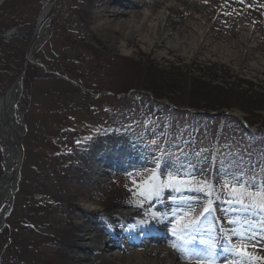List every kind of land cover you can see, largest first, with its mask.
<instances>
[{
  "label": "rangeland",
  "instance_id": "obj_1",
  "mask_svg": "<svg viewBox=\"0 0 264 264\" xmlns=\"http://www.w3.org/2000/svg\"><path fill=\"white\" fill-rule=\"evenodd\" d=\"M43 1L0 2V96L24 63ZM129 1L143 2L136 10L148 16L141 19L144 30L132 34L131 41L128 28L116 36L98 31L90 38L82 23L90 31L100 27L102 22L93 19L96 8L83 9L76 0H57L43 39L31 50L15 105L17 117L21 116L23 152L11 203L0 210V216L7 211L0 221V264H24L28 241L34 246L31 264H71V242L60 253L48 244L62 242L58 223L67 209L57 182L47 191L39 189L32 195V205H26L31 202L26 192L39 181L42 160L46 173L56 175L59 182L60 175H89L93 170V175L103 178L90 184L106 190L104 203L88 210L108 222L106 214L121 217L109 206L129 204V189L135 190L128 173L146 175L145 170L156 166L161 153L148 143L153 139L164 150L161 176L171 171L206 178L217 186L220 199L213 197L214 213L200 217L182 243L172 229L180 227L178 220L189 206L198 213L208 197L204 192L165 190L159 200L146 202L143 208L132 205L126 218L111 225L118 232L116 242L128 239L139 246L168 240L185 250H202L215 242L213 264H264V259H256L264 257V216L246 215L239 205H229L226 194L219 191L221 182L230 178L226 173H242L244 181L264 183V0ZM184 3L195 8L181 19L170 9H184ZM128 19L125 16L111 25L118 27ZM166 19L175 25L166 26ZM151 27H165L166 35L159 40ZM11 30L7 37L1 35ZM196 39L197 45L192 46ZM110 138L134 148L142 163L135 166L126 159L122 168L112 169L84 150ZM102 147L106 150L105 144ZM106 158L121 163L117 156ZM2 172L0 148V177ZM56 198L59 206L51 200ZM153 211L163 218L149 234L132 228ZM241 217L248 220L244 239L251 260L227 251L228 238L221 231L236 228L228 221ZM70 234L73 237L72 229ZM231 239L240 243L239 237ZM94 257L104 264L99 254ZM207 258L204 253L189 261L197 264ZM93 259L86 264H93Z\"/></svg>",
  "mask_w": 264,
  "mask_h": 264
},
{
  "label": "bare ground",
  "instance_id": "obj_2",
  "mask_svg": "<svg viewBox=\"0 0 264 264\" xmlns=\"http://www.w3.org/2000/svg\"><path fill=\"white\" fill-rule=\"evenodd\" d=\"M1 1L2 0H0V2ZM76 1L82 5L81 7L83 9L87 8L89 5L95 7L96 13L93 15V19H97L102 22L100 27L94 31L87 29L85 22L82 23L84 31L90 38H95L98 31H106L116 36L121 30L128 28L130 29L131 37L127 40L131 41L132 34L144 30V25L141 24V19H148V16L144 17V13L136 10L138 6L144 4L141 1ZM52 3L53 0L43 1L39 19L43 18L48 13ZM185 5L186 7L184 9L179 10L171 8L170 11L172 13L180 14L181 19H183L186 16L187 10L195 8L193 3H184V6ZM125 16L129 19L121 21L118 27H112L111 24ZM189 16L192 17V13H190ZM165 25L173 27L175 24L170 19H166ZM45 26L46 22L37 32L34 45L40 43L43 39L42 34ZM150 31L153 34L158 35L159 40L161 37L166 35L165 27H151ZM200 37H203V35H200ZM146 39L151 41L148 36H146ZM197 42L198 41L196 39L190 44L195 46L197 45ZM29 57L30 62L31 54ZM22 80L23 77H19L7 91L5 99L0 102V148L2 152L3 168V172L0 177V210L11 202L12 191H14L15 186L14 178L19 158V151L17 148V132L19 129L18 124H20L21 119L20 117H17L15 105ZM103 143L106 145V150L102 147L104 145ZM84 150L91 159L102 162L104 167H110L112 169L122 168L125 165L124 163L126 159L130 163L135 164V166L142 163V159L138 158L134 148H131V146L120 145L118 139L115 138L103 139L99 140V142L96 141L91 147H87ZM99 153L103 155L99 156ZM107 156H117L118 158H121V163L117 162V160L114 161V159L110 160L106 158ZM45 162L46 161L44 160L41 161L42 168L38 170L39 181H36L32 188H29L26 192L27 198L31 199V202L29 201L26 205L27 207L32 205V195H37V191L39 189L43 188L47 191L49 187H54L53 182H57L59 192L67 202V209L62 212L58 223V230L61 233L62 242L53 241L48 244L53 247V250L56 253H60L62 247L71 242L72 249L70 251L71 257L69 260L71 264H86L89 259H93V257L97 254H99L100 259L104 262V264H190L189 260L193 257V255H191V250L195 248H188L183 252L170 250L166 248L164 244L166 243L171 245L172 243L168 240L160 241L163 244L151 242L139 246L132 245L128 239H126L123 243H117L116 239L118 232H116L111 225L117 222L120 218H126V216H128L126 214L130 213L134 207L131 204L126 203H114L109 206V210L120 212L121 217L120 214L118 215L114 212V214H106L108 222L104 221L103 217L99 214L88 210L95 205H103L106 190L103 187H93L91 184L95 181L103 182L104 179L93 175V170L89 175L84 172H76L72 175H60L61 182H59L57 181L56 175L51 176L46 173V170L44 169ZM51 200L55 202L54 205H60V201H58L57 198ZM77 202H82V206H79ZM32 222L37 224L34 220ZM70 229L74 231L73 237L70 234ZM141 229L142 228L139 226L136 227V230L139 232H141ZM133 231L131 230V232ZM131 232L128 234L126 232L123 233L124 235H129ZM144 234H149V231H144ZM33 247L32 242L28 241L26 243L25 249L27 253L24 264H31L30 259H32L33 256ZM196 249L199 250L198 248ZM93 260V264H100L98 258L94 257Z\"/></svg>",
  "mask_w": 264,
  "mask_h": 264
},
{
  "label": "snow or ice",
  "instance_id": "obj_3",
  "mask_svg": "<svg viewBox=\"0 0 264 264\" xmlns=\"http://www.w3.org/2000/svg\"><path fill=\"white\" fill-rule=\"evenodd\" d=\"M88 139H91L89 137ZM80 143V141H77ZM150 145H154L160 150L161 155L156 157V166L152 170H145L146 175H142L139 171L133 173H128V176L132 178V183L135 190L129 189L131 192V198L128 203L134 205L138 208H143L144 204L149 201L159 200L164 194L165 190H172L176 193H181L183 191H196L204 192L207 194V201L202 206V209L197 213L194 209L189 206V210L185 212L178 220L180 225L179 228L174 227L172 229L173 234L177 235V239L182 243L185 242V235L189 230H194L200 217H205L206 215L211 216L215 209L213 207V197L216 200L220 199V195L217 192V186L206 178H197L191 174H180L179 172H168L167 175L161 176L158 172L160 167V162L164 157V150L159 148V140L153 139L148 142ZM197 156L200 153L196 154ZM226 178L224 179L220 186L219 191L226 194V202L229 205H239L240 211L247 214H259L264 216V183L255 184L249 183L243 180V174L226 173ZM135 177H141L136 180ZM250 180H255V177H251ZM127 187V185H126ZM233 209L229 208L228 211ZM163 218V214L160 212H146L144 217L137 220L136 224L132 225V228L137 226L141 227L143 230L150 231L154 224L160 222ZM216 220V217H213ZM187 221L186 223L184 221ZM229 224H234L237 227L231 230L221 228L225 237L228 238L229 247L227 251L234 252L237 256L243 259L251 260L253 254L248 251V244L245 242L246 225L248 220L246 217H241L237 220H229ZM264 226V225H262ZM238 229H242L239 230ZM231 237H239L240 243H235L232 241ZM170 247L178 252H183L185 249L177 245V243H172ZM216 244L212 242L207 248L202 250L192 249L191 255L200 257L204 253L207 254L206 260H197V264H213L212 257L214 256L213 249H215ZM256 259H264V257H257Z\"/></svg>",
  "mask_w": 264,
  "mask_h": 264
},
{
  "label": "water",
  "instance_id": "obj_4",
  "mask_svg": "<svg viewBox=\"0 0 264 264\" xmlns=\"http://www.w3.org/2000/svg\"><path fill=\"white\" fill-rule=\"evenodd\" d=\"M56 1L57 0H53V3H52V6L51 8L49 9L48 13L43 17V18H38V21L36 22V24L34 25V28H33V35H32V38L30 40V43L28 45V48H27V51H26V54H25V58H24V63L23 65L21 66L16 78L10 83V85L7 87L6 90H4V92L1 94L0 96V102H2L5 97H6V94H7V91L10 89V87L15 83V81L19 78V77H23V74H24V71H25V68L29 62V55L31 53V50L34 46V42L36 40V35H37V32L39 31V29L41 28V26L47 22L51 16L53 15V12H54V8H55V4H56ZM27 29H24L23 31H26ZM11 31H6L5 33H1V35L3 36H8L11 32ZM20 91V88L18 90V93ZM17 99H18V96H17ZM16 99V101H17ZM17 103V102H16ZM21 118V116H20ZM18 132H17V148H18V151H19V158H18V164H17V168H16V171H15V178H14V184L16 183L17 181V177H18V172H19V167H20V164H21V160H22V152H23V149H22V145H21V127H20V124H18ZM12 194H13V191H12ZM11 200H12V196H11ZM11 203V202H10ZM7 211H4L0 217V220L1 222L3 221V217L4 215L6 214Z\"/></svg>",
  "mask_w": 264,
  "mask_h": 264
},
{
  "label": "trees",
  "instance_id": "obj_5",
  "mask_svg": "<svg viewBox=\"0 0 264 264\" xmlns=\"http://www.w3.org/2000/svg\"><path fill=\"white\" fill-rule=\"evenodd\" d=\"M192 82L195 83L194 80H192ZM160 97H161V96H157V98H160Z\"/></svg>",
  "mask_w": 264,
  "mask_h": 264
}]
</instances>
